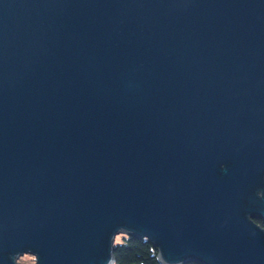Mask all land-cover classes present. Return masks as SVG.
I'll use <instances>...</instances> for the list:
<instances>
[{
    "label": "water",
    "instance_id": "1",
    "mask_svg": "<svg viewBox=\"0 0 264 264\" xmlns=\"http://www.w3.org/2000/svg\"><path fill=\"white\" fill-rule=\"evenodd\" d=\"M264 0H0V264H264Z\"/></svg>",
    "mask_w": 264,
    "mask_h": 264
},
{
    "label": "trees",
    "instance_id": "2",
    "mask_svg": "<svg viewBox=\"0 0 264 264\" xmlns=\"http://www.w3.org/2000/svg\"><path fill=\"white\" fill-rule=\"evenodd\" d=\"M264 228L262 219H255ZM114 264H163L158 249L146 238L134 235H123L121 241L114 246ZM186 264H201L195 261Z\"/></svg>",
    "mask_w": 264,
    "mask_h": 264
},
{
    "label": "rangeland",
    "instance_id": "3",
    "mask_svg": "<svg viewBox=\"0 0 264 264\" xmlns=\"http://www.w3.org/2000/svg\"><path fill=\"white\" fill-rule=\"evenodd\" d=\"M124 234H120L116 238L117 241H121ZM18 264H35L34 256L32 255H23L18 259Z\"/></svg>",
    "mask_w": 264,
    "mask_h": 264
}]
</instances>
